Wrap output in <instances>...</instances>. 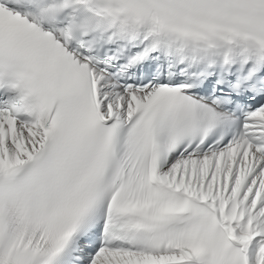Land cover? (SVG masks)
<instances>
[{
	"label": "snow or ice",
	"instance_id": "snow-or-ice-1",
	"mask_svg": "<svg viewBox=\"0 0 264 264\" xmlns=\"http://www.w3.org/2000/svg\"><path fill=\"white\" fill-rule=\"evenodd\" d=\"M0 264H264V0H0Z\"/></svg>",
	"mask_w": 264,
	"mask_h": 264
}]
</instances>
